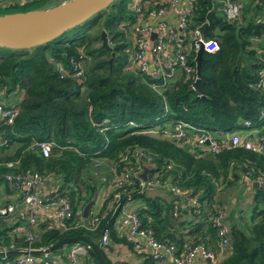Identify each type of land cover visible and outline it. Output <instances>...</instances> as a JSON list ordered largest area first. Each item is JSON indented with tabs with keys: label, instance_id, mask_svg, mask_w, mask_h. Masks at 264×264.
Instances as JSON below:
<instances>
[{
	"label": "trees",
	"instance_id": "trees-1",
	"mask_svg": "<svg viewBox=\"0 0 264 264\" xmlns=\"http://www.w3.org/2000/svg\"><path fill=\"white\" fill-rule=\"evenodd\" d=\"M34 1L37 0L19 5ZM130 1L114 0L82 24L42 45L30 49L0 46V87L7 92L14 88L23 91L13 122L6 124L0 119V184L14 188L1 176L26 169L37 172L44 181L56 177L60 180L56 191L67 193L73 212L67 228L39 223L35 232L31 230L30 241L25 234L8 237L6 231L13 226L3 227L0 244L7 250L0 254V264H15L18 249L27 246L34 257L60 253V261H64L66 255L62 252L79 242L50 252L39 249L73 235L97 243L106 264H127L110 261L105 254L107 247L100 246L99 237L106 230L108 246L125 245L132 249L135 243L115 227V218L127 201L134 203L142 224L160 242L171 244L176 250L188 241L211 248L215 236L209 216L216 210H233L228 198L235 189H251L255 174L264 172V154L227 143L209 153L205 147L191 143L190 136L187 143L180 144L164 135V130H170L176 121L203 128L214 136L264 125V117H260L264 94L253 86L264 58V0L242 1L238 18L232 21L224 18L217 3L210 9V0H196L188 28L201 23L205 37L214 40L217 48L200 53L198 92L192 89L196 79V51L192 50L188 56L191 73L177 75L159 93L149 82H161L160 79L126 68L128 33L135 21ZM100 21L103 29L93 32ZM101 30L106 32L109 48L101 45ZM79 52L84 58L89 57V61L84 59L81 78L70 73L61 75L55 62L70 69L69 60H77ZM245 120L249 121L248 127L242 125ZM129 122L134 126H129ZM156 124L161 126L155 135L145 132ZM102 127L106 128L99 132ZM34 141L51 142L49 154L42 156L36 147L29 148ZM133 148L152 157L153 167L146 177L168 178L186 194L191 193L195 204L184 206L183 200L166 188H142L136 177L116 202L108 196L95 212L88 211L82 220L90 221L96 216L93 230L76 227L82 217V212H77L91 201L96 188L95 182L91 183L92 161L110 162L119 171L122 156ZM7 149L10 152L3 154ZM14 160L17 163L11 167L5 165ZM158 190L170 197L162 196ZM251 190L248 223L239 227L238 223H231V215H226L229 248L214 264H264V188ZM141 257V264H155L147 255ZM79 264L98 263L86 248Z\"/></svg>",
	"mask_w": 264,
	"mask_h": 264
},
{
	"label": "built area",
	"instance_id": "built-area-1",
	"mask_svg": "<svg viewBox=\"0 0 264 264\" xmlns=\"http://www.w3.org/2000/svg\"><path fill=\"white\" fill-rule=\"evenodd\" d=\"M13 0H0V7H8ZM180 0H140L130 3L131 10L135 16V21L130 26L132 38L129 43V53L127 50L126 68L132 72H139L148 75L150 79H160L161 82L150 81L149 86L156 92H160L178 71V75L188 76L192 69L188 64V56L190 51H197L199 46L202 50L212 52L217 48L216 42L210 38L203 36L202 24H197L193 28H188L191 21V16L195 9L196 0H181V5L177 7V21L175 25L166 23L162 16L171 8L175 7ZM131 2V1H130ZM211 8L217 3L224 18L232 21L238 18L241 9L239 0H210ZM150 4V6H148ZM154 21V25L147 22ZM154 34V38L151 39ZM166 46L171 47L170 54L161 60L162 53ZM149 54L154 64L155 70L149 69V62L146 55ZM84 59L89 61V57L84 58L79 52L78 59H70V69H66L60 62H55V67L61 75H68L81 78L84 66ZM254 87L260 89L264 94V58L261 63V68L258 72V77L253 84ZM19 103H7L0 98V119L6 124H11L18 114ZM260 117H264V108L260 111ZM129 126H134L129 122ZM244 127L249 126V121L242 122ZM106 127H102L99 132H102ZM191 130L192 133L187 131ZM250 130V129H246ZM256 130L255 140L250 137L241 135L240 131H233L221 136H214L210 131L203 128H195L187 125L182 121H176L169 129L164 130V135L168 136L173 142L184 144L191 139V143L205 147L209 153H215L217 150L227 143L235 146L239 145L243 149L264 154V125ZM144 132V131H143ZM147 132V131H145ZM190 136V139L188 138ZM221 140V141H220ZM2 143V140L0 141ZM52 146L48 141H34L29 148L36 147L42 156H47ZM122 166L117 171L112 164L110 165L111 178L109 180V195L116 202L120 195L133 183V178H139V186L161 187L166 188L168 192L175 198L183 200L186 205L195 204V199L191 193L186 194L183 189L176 184H172L168 178H159V175H152L145 180L140 178L142 165L144 163L152 169V157L143 152L139 148H133L127 151L121 158ZM17 160L6 162L7 167L16 164ZM99 162L93 163V167L99 166ZM170 166H167V169ZM147 171V172H148ZM147 176V173H146ZM11 184L16 190L21 192V200L19 204L24 208L28 216V231L25 232L26 240L30 241L32 232L31 226L36 223L34 210L40 208L42 210H53L55 216V226L67 228L68 222L73 218V212L70 204V199L67 193H57L53 191L52 195L46 197L41 192V187L44 182L42 177L35 171L26 169L20 173L5 174L1 176ZM254 181L264 182V172L255 174ZM130 202L127 201L121 206L115 222L117 228L122 229L130 240L137 246H142L143 254L147 255L151 260L160 262L167 260L170 264H199L194 263V258H200L210 264H214L220 257L224 256L229 248L228 227L225 222V213L221 210H216L209 216V220L214 227L215 243L213 247H205L202 243L188 241L184 243L180 250H176L171 244L160 242L157 240L150 228L144 226L134 210H125V206ZM16 202L6 203L0 206V217L11 214ZM83 208L77 212L80 214ZM173 215H176V205L173 207ZM119 216V217H118ZM83 218L77 222L76 227H82L86 230H93L96 226L98 218L92 217L90 221H83ZM116 228V229H117ZM117 229V231H119ZM100 237V246L106 248L109 243L108 233L102 230ZM86 246L81 243H75L71 246L64 261H44L39 257L32 255V249L27 246L20 249V253L15 258V264H79V257L85 253ZM7 248L0 244V254L6 253ZM44 251V249H39Z\"/></svg>",
	"mask_w": 264,
	"mask_h": 264
},
{
	"label": "crops",
	"instance_id": "crops-1",
	"mask_svg": "<svg viewBox=\"0 0 264 264\" xmlns=\"http://www.w3.org/2000/svg\"><path fill=\"white\" fill-rule=\"evenodd\" d=\"M29 0H13L12 3H18V4H22L24 2H27ZM62 0H55L52 2L51 5L46 6L50 7L53 6L59 2H61ZM140 0H131L130 3L132 2H138ZM145 1V0H144ZM55 3V4H54ZM181 0L177 3V5L173 8H171L170 10H168L163 16L162 19L168 23L169 25H175L176 21H177V7L179 5H181ZM131 8V6H130ZM150 25H154V21H149L147 22ZM131 32L129 30L128 33V40L129 43L131 42ZM171 52V47L166 46L164 52L162 53V58L161 60L165 61V58L170 54ZM128 54L129 53V48H128ZM148 62H149V69L150 70H155L154 68V64L152 63L151 57L149 54L146 55ZM178 75V71H176L173 75V77H171L169 80H173L176 78V76ZM169 82V81H168ZM23 96V91L18 89V88H14L13 90L7 92L5 91L4 87H0V98L3 99L5 102L7 103H19V101L21 100ZM241 135H245V137H250L252 140H255V133L256 130L254 129H250V130H242L240 131ZM10 152L9 149L5 150V152L3 154H8ZM98 161L103 162V161H99V159H95L92 161V167H93V163ZM107 163V162H106ZM111 165V164H110ZM109 165V167H110ZM143 165H147L146 163H144ZM143 165L141 170L143 169ZM97 168V167H96ZM92 171V170H91ZM106 171V176L108 175L109 170L108 168L105 170ZM91 174V178L92 176H94V181H96V177L93 171L90 173ZM106 176H101L100 177V184L101 187H96L95 191H94V195L90 201V206L88 211H90V213L95 212L102 204L103 201L106 197H108V193L110 191V187H109V180L110 179H106ZM109 178V177H107ZM93 179V178H92ZM105 180H107V183H105ZM91 183H94L93 181ZM60 185V180L57 179L56 177H52L50 178L48 181L45 180L42 184L41 187V192L44 196L48 197L54 190H57V188ZM246 189V191H245ZM252 189V188H251ZM250 189V187H246V188H240L237 193L240 196L239 199L236 196H232L229 198L228 203H230V208H233V210L229 209L227 212L224 211L225 216L229 215V213L233 212L235 213V223L238 222L239 227H242L244 223H241L239 221L240 218V214H242V211L239 209V206H252V190ZM244 190V191H243ZM244 192V193H243ZM85 192H83L84 194ZM158 193L161 194L162 196H165L167 198L170 197V195H168L167 193H165V191L163 190H158ZM247 194L246 196V200H243L241 195L243 194ZM21 192L16 190L15 188H12L10 186H3L2 183L0 184V206H2L3 204H8V203H12V202H18L19 200H21ZM239 200H243V204L239 205ZM20 202V201H19ZM134 205H132V203H129L125 206V210H131L133 209ZM250 212V210L248 211ZM34 215L36 217V223L34 226H31V230L32 232L36 231V225H38L39 223H49V224H53V222H55V216H54V212L53 210H42L40 208H36L34 210ZM231 215V214H230ZM229 215V216H230ZM119 217V216H118ZM28 216L27 213L25 212L24 208L21 207V205L19 203H16V205H14V209L13 212L11 214H8L7 216L0 218V230L3 229V227H10L11 225L13 226L11 229H8L6 231V235L8 237H12V236H21V234H25L26 230L28 229ZM115 227L117 228V221L115 222ZM118 229V228H117ZM119 232L121 233L122 229H118ZM142 246H137V244H135L134 246H132V249H128L125 245H113L112 247L109 246V248H106L107 251H105L106 257L110 260V261H120V262H125L127 264H141L142 263V257L141 254H143V249L141 248ZM67 249L65 251H63L62 253L66 255L67 253ZM18 253H20V249H18ZM40 259L43 260V258H47L52 260H57L60 261L61 259V254L60 253H48L45 254V256H38ZM205 261V260H204ZM204 261H202L199 257L194 258L193 262L194 263H199V264H203ZM155 264H170L167 260H163L160 262H154Z\"/></svg>",
	"mask_w": 264,
	"mask_h": 264
},
{
	"label": "water",
	"instance_id": "water-1",
	"mask_svg": "<svg viewBox=\"0 0 264 264\" xmlns=\"http://www.w3.org/2000/svg\"><path fill=\"white\" fill-rule=\"evenodd\" d=\"M114 0H62L61 2L47 7L5 13L0 15V46L10 49H30L38 45L47 43L63 32L82 24L94 14L107 8ZM205 36V29H203ZM154 38V34L151 39ZM101 45L109 48L107 44L106 32L100 31ZM202 47L196 51L195 70L196 79L192 89L198 92V65ZM112 53L109 61L112 58ZM149 167L143 165L140 178L146 179ZM251 188H264V182L252 181ZM90 202H86L81 216L87 217ZM101 233L99 234V236ZM79 242L85 245L93 253L98 264H106L104 256L97 243L90 241L82 235L63 237L47 248L45 252H50L69 243ZM109 246H107L108 248Z\"/></svg>",
	"mask_w": 264,
	"mask_h": 264
},
{
	"label": "rangeland",
	"instance_id": "rangeland-1",
	"mask_svg": "<svg viewBox=\"0 0 264 264\" xmlns=\"http://www.w3.org/2000/svg\"><path fill=\"white\" fill-rule=\"evenodd\" d=\"M53 1H55V0H37V1H34V2H30V3H28V4H26L25 6H22V5H19V4H17V5H11V6H8V7H0V15L1 14H5V13H12V12H18V11H26V10H30V9H38V8H41V7H45L46 5H47V3H51L52 4V2ZM240 2H242V1H244V0H239ZM102 27V25H101V21L99 22V24L98 25H96V27L93 29V32H96V31H98V30H100V29H103V28H101ZM101 40V39H100ZM107 44H108V42H107ZM83 70H84V68H83ZM161 125H153V126H151V127H148L147 129H146V131H147V133H149V134H151V135H155L157 132H158V128L160 127ZM165 126H168V125H165ZM99 161H102V160H99ZM107 161H103V162H100V164H99V166L97 167V168H92V171L94 172V173H96L95 174V177L97 178L96 179V181H94V176H92V181L93 182H95V187H101V184L99 183L100 182V177L103 175V176H106V169L108 168L109 170H110V167H109V165L111 164L110 162H107ZM107 177H109V178H107ZM107 180L108 179H110L111 178V171H109V173H108V175L105 177ZM107 180H105V183H107ZM240 188H243V187H241V186H239V187H237L236 189H235V194L233 195V196H237L238 197V199H239V195H238V193H237V191L240 189ZM244 191V190H243ZM245 191H246V189H245ZM244 193V192H243ZM226 196L227 197H229V195L228 194H226ZM246 196H247V194L245 193L244 195L242 194L241 195V197H242V199L243 200H246ZM231 197V196H230ZM229 197V198H230ZM229 198H228V200H229ZM242 200V201H243ZM241 200H239V205H242L243 204V202H242ZM132 205H134V203H132ZM240 208V210L242 211V214H240V218H239V221L241 222V223H244V224H246V223H248V218H249V214H250V212H248L249 210H250V206H245V205H243V206H239ZM228 211V210H227ZM231 214V217H232V221H231V223H235V213L233 212V214L232 213H229V215ZM226 217V216H225ZM230 223V224H231ZM236 223H238V222H236ZM228 225H229V221H228Z\"/></svg>",
	"mask_w": 264,
	"mask_h": 264
}]
</instances>
